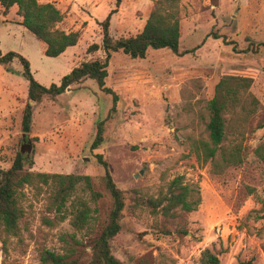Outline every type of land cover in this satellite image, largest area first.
Segmentation results:
<instances>
[{"label":"rangeland","instance_id":"rangeland-1","mask_svg":"<svg viewBox=\"0 0 264 264\" xmlns=\"http://www.w3.org/2000/svg\"><path fill=\"white\" fill-rule=\"evenodd\" d=\"M38 1L60 10L64 16L60 29L82 32L78 45L57 58L47 57L45 44L17 25L22 21L17 8L10 10L5 22L0 7V50L27 58L35 78L47 87L60 84L82 62L105 58L103 50L89 53L88 48L102 44L100 23L112 10L117 12L110 35L128 38L143 31L154 4ZM179 10V54L150 49L141 60L113 53L106 86L119 96L115 111L112 96L90 79L55 98L32 102L29 136L38 141L34 165L26 170L88 176L91 186L84 180L78 183L60 211L53 204L52 186H26L18 236L0 234V264H44L41 255L46 250L91 264L94 242L109 224L114 206L98 156L108 163L126 204L121 231L110 241L112 254L122 264H202L206 250L220 264H264V164L254 154L264 143V49L248 51L264 43V0H180ZM224 40L235 42L237 51ZM22 71L18 60L0 65V168L5 170L24 134L29 84ZM225 76L251 79L241 95H252L258 108L246 120L235 115L238 104L224 113L228 128L223 145L242 143L244 161L216 171L202 168L192 147L198 140H209V102ZM101 121L104 141L93 149ZM179 176L198 193L197 209L176 217L153 213L150 202L167 193ZM81 203L90 208V219L78 230L72 220Z\"/></svg>","mask_w":264,"mask_h":264},{"label":"trees","instance_id":"trees-1","mask_svg":"<svg viewBox=\"0 0 264 264\" xmlns=\"http://www.w3.org/2000/svg\"><path fill=\"white\" fill-rule=\"evenodd\" d=\"M123 0H117V6ZM154 2L151 13L146 21L143 31L134 37L114 39L110 35V26L113 15L117 9L112 10L100 23L103 32L102 44H93L88 48L89 53L97 52L100 49L105 52V58L91 59L82 62L72 69L70 73L63 76L60 84H51L49 87L42 85L34 76L31 64L24 56L10 51L3 53L0 50V65H8L18 60L22 67V75L28 81V103L23 111L22 131L23 137L20 148L16 153L12 165L8 169L0 168V234L6 236H18L19 222L23 216L20 207L21 197H24L23 190L26 186H35L38 183L53 187V204L57 211L65 206L72 195L76 185L84 180L91 186V179L88 176L60 175L48 173H34L26 170V166L34 165L35 144L37 137L31 138V125L33 119V106L31 102H40L44 97H57L74 84L90 79L96 82L98 88L112 96L115 111L119 96L115 91L106 86L108 67L113 53L122 52L131 59H145L150 49H168L179 54L181 27H180V0H152ZM17 6L16 14L22 18L21 25L31 32L38 40L45 44L44 54L47 57L57 58L64 54L69 48L78 45L82 32H66L58 27L64 20L60 10L50 2L40 3L38 0H0L2 14L7 16L10 10ZM215 38L219 37L215 35ZM227 45H234L235 42H227ZM264 49V43L257 44L255 48L248 51L257 53ZM7 71H10L7 68ZM252 84L248 78L225 76L216 86L215 96L209 102L210 119L207 124L209 140H198L194 142L192 150L196 154L202 168H216V171L242 164L244 161V147L242 143L225 146L223 142L227 134V124L224 113L230 107L239 105L235 115L241 120H246L255 114L258 108L257 100L246 93L242 96L241 91H247ZM105 121L98 124L97 134L92 144L96 149L104 141ZM243 136L242 132L238 133ZM257 158L264 164V143L260 144L254 151ZM98 162L105 169L106 186L110 191L114 206L111 212L109 224L104 228L101 235L94 242V258L91 264H122L111 252L110 241L121 231V216L125 209L123 192L116 186L108 163L102 156H98ZM196 190L183 183V177H176L170 184L168 192L153 202H150L153 213H162L166 217H176L179 213H191L200 204L199 196L196 198ZM90 208L87 204L81 203L72 225L80 230L89 222ZM3 252L8 253L7 241L3 239ZM44 264H82L77 259H69L67 255L57 254L46 250L41 255ZM202 264H220L219 258L210 250H206L201 256ZM248 264V263H247Z\"/></svg>","mask_w":264,"mask_h":264},{"label":"crops","instance_id":"crops-1","mask_svg":"<svg viewBox=\"0 0 264 264\" xmlns=\"http://www.w3.org/2000/svg\"><path fill=\"white\" fill-rule=\"evenodd\" d=\"M13 8H17V6H14ZM9 15V14H8ZM21 19V18H20ZM9 20V16H4L3 17V21H5V22H9L8 21ZM22 20V19H21ZM19 22H22V21H19ZM17 25H21V23H18Z\"/></svg>","mask_w":264,"mask_h":264},{"label":"water","instance_id":"water-1","mask_svg":"<svg viewBox=\"0 0 264 264\" xmlns=\"http://www.w3.org/2000/svg\"><path fill=\"white\" fill-rule=\"evenodd\" d=\"M67 90H70V88H68ZM31 104H32V102H31Z\"/></svg>","mask_w":264,"mask_h":264}]
</instances>
